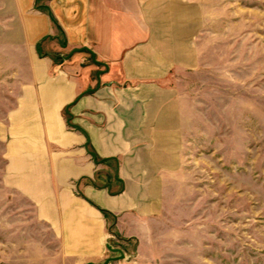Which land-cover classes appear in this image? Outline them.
I'll list each match as a JSON object with an SVG mask.
<instances>
[{
	"label": "crops",
	"instance_id": "obj_1",
	"mask_svg": "<svg viewBox=\"0 0 264 264\" xmlns=\"http://www.w3.org/2000/svg\"><path fill=\"white\" fill-rule=\"evenodd\" d=\"M33 2L10 0L32 51L29 79L0 126L2 181L33 205L65 258L94 264L113 256L101 210L119 227L162 210L182 125L178 93L164 80L195 65V6L48 0L65 46L54 43L67 51L54 64L49 49L34 51L54 29Z\"/></svg>",
	"mask_w": 264,
	"mask_h": 264
},
{
	"label": "rangeland",
	"instance_id": "obj_2",
	"mask_svg": "<svg viewBox=\"0 0 264 264\" xmlns=\"http://www.w3.org/2000/svg\"><path fill=\"white\" fill-rule=\"evenodd\" d=\"M187 1L196 62L164 80L181 103L177 164L162 176L159 215L106 221L111 257L124 256L107 264H264V0ZM12 9L0 0V126L30 76L32 46ZM46 49L67 54L54 40L34 51ZM3 167L0 142V264H78L33 205L6 189Z\"/></svg>",
	"mask_w": 264,
	"mask_h": 264
},
{
	"label": "trees",
	"instance_id": "obj_3",
	"mask_svg": "<svg viewBox=\"0 0 264 264\" xmlns=\"http://www.w3.org/2000/svg\"><path fill=\"white\" fill-rule=\"evenodd\" d=\"M48 0H34L33 2V7L35 10H38L40 12H42L43 14H45L48 17V20L50 21V24L52 25V28L56 30V34L52 35V36H46L43 39H41L37 44H36V49L40 48V45L42 43H44L45 41L47 42V40H54L58 45H60L61 47L65 46V41L63 38V34L62 31L60 29V27L58 26L56 20L54 19V17L52 16L51 12L49 11L48 6L44 3ZM48 56L51 57L52 61L54 64H58L62 61V56H57L54 53H49ZM102 216L106 219V221L110 220L111 222H113V218L112 215H110L109 213L102 211ZM108 231L111 232V229L108 228ZM113 233V232H112Z\"/></svg>",
	"mask_w": 264,
	"mask_h": 264
},
{
	"label": "water",
	"instance_id": "obj_4",
	"mask_svg": "<svg viewBox=\"0 0 264 264\" xmlns=\"http://www.w3.org/2000/svg\"><path fill=\"white\" fill-rule=\"evenodd\" d=\"M83 49H84V48H83ZM76 50H79V49L72 50V51H70L69 54H71L72 52H74V51H76ZM91 58H92L93 62H95L92 54H91ZM108 249H109L110 252L115 253V250H114V249H112V248H110V247H108ZM122 259H124V256L121 255V254H119L118 256H115V257H108V258H106V259L103 261V263H101V264H107V263H109V262H111V261L122 260ZM86 264H93V263H86Z\"/></svg>",
	"mask_w": 264,
	"mask_h": 264
}]
</instances>
